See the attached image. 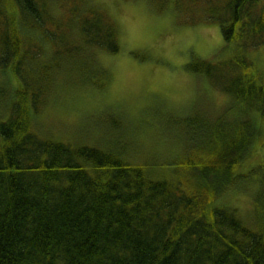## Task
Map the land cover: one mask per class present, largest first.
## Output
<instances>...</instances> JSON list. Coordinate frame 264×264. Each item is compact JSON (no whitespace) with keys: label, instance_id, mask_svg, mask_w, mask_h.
Returning <instances> with one entry per match:
<instances>
[{"label":"trees","instance_id":"16d2710c","mask_svg":"<svg viewBox=\"0 0 264 264\" xmlns=\"http://www.w3.org/2000/svg\"><path fill=\"white\" fill-rule=\"evenodd\" d=\"M147 1L183 24L218 25L232 47L188 63L230 99L185 119L194 153L186 141L172 179L33 128L57 87L106 84L96 54L120 51L109 14L91 0H0V70L17 83L0 113V264H264V160L239 171L264 141V78L248 56L264 47V0ZM257 171L244 221L219 201Z\"/></svg>","mask_w":264,"mask_h":264},{"label":"rangeland","instance_id":"374dc122","mask_svg":"<svg viewBox=\"0 0 264 264\" xmlns=\"http://www.w3.org/2000/svg\"><path fill=\"white\" fill-rule=\"evenodd\" d=\"M91 2L109 14L119 31L120 51L96 54L108 81L103 88L82 80L76 86L70 82L57 87L33 116V128L43 137L98 147L128 158L135 166L147 165L153 177L172 179L184 170L181 161L186 141L188 152L194 153L195 143L189 140L196 132L185 119L210 108L222 109L230 99L194 73L188 63L194 58L225 60L232 47L225 48L218 25L183 24L173 12H158L147 0ZM248 56L264 78V47ZM69 72V76L58 75L75 77ZM16 87L12 73L0 70L1 114L5 103L13 99L11 88ZM257 122L264 127L260 118ZM263 160L264 141L239 171L248 175ZM259 172L221 197L219 205L233 207L244 221L252 218L251 193Z\"/></svg>","mask_w":264,"mask_h":264}]
</instances>
